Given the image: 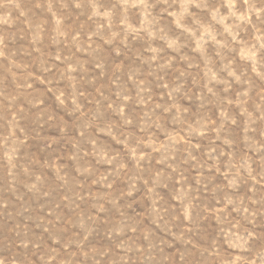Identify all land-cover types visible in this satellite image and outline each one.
Masks as SVG:
<instances>
[{"label":"rangeland","instance_id":"rangeland-1","mask_svg":"<svg viewBox=\"0 0 264 264\" xmlns=\"http://www.w3.org/2000/svg\"><path fill=\"white\" fill-rule=\"evenodd\" d=\"M180 2L0 0V264L260 260L264 18L233 40L225 0Z\"/></svg>","mask_w":264,"mask_h":264},{"label":"clouds","instance_id":"clouds-1","mask_svg":"<svg viewBox=\"0 0 264 264\" xmlns=\"http://www.w3.org/2000/svg\"><path fill=\"white\" fill-rule=\"evenodd\" d=\"M174 3L179 4V11L174 12L173 15L176 17L174 23L177 28L182 27V22L184 20L185 13L188 12V3L180 2V0H173ZM241 2L243 3V7H240ZM119 3L121 5V8L124 10L123 14L126 16L127 10L134 7H147L145 5L144 0H119ZM196 7H201L202 5L196 4ZM224 7L227 8V12L225 14H221L220 8L217 7L215 10H209L210 12V20L211 22H214L216 24H219L223 27V32L227 33L229 36L232 37L233 40L236 39V36L234 33L239 32L240 26L242 24H251L253 17H255L257 20H260L261 18H264V3H262L260 6H257V3L255 0H225ZM191 15L190 13H188ZM230 23H226L229 22ZM119 23V19L116 21ZM201 25H199L200 27ZM125 27H127V24L125 23ZM199 27L196 28L199 30ZM255 27V26H253ZM187 30V29H186ZM123 31V29H122ZM255 32L258 34L255 36V40L260 41L264 39V29L256 28ZM162 39L164 37H161ZM262 49H264V43H260L259 47L255 43L252 44L251 47V55L247 57L248 60L252 61V64L250 66V70L252 73H255L256 75H261V72L257 71V68L259 67L262 71H264V58H260L259 60L256 59L257 52H260ZM243 59V58H242ZM240 70V69H238ZM241 75H244V71H241ZM261 78H264L262 76ZM239 79V77L237 78ZM124 124H128L129 121L125 118L123 120ZM155 123V122H153ZM148 127H151V125H148ZM13 134L10 133V136ZM123 136L124 140H128L129 142V154L132 151L131 145H135L136 149L140 148V142L135 141L134 143H130V137L121 134ZM5 147L7 148L8 145L6 144ZM253 237V234L250 232L245 231H233L231 232L225 239V243H227L230 247L235 249H246L249 240ZM260 260L257 262L255 260H248L246 264H264V249L261 250L260 253Z\"/></svg>","mask_w":264,"mask_h":264}]
</instances>
